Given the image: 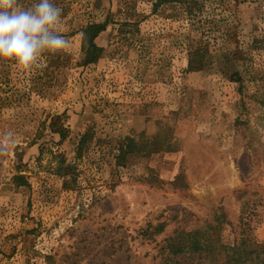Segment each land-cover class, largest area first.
Segmentation results:
<instances>
[{"label":"rangeland","instance_id":"obj_1","mask_svg":"<svg viewBox=\"0 0 264 264\" xmlns=\"http://www.w3.org/2000/svg\"><path fill=\"white\" fill-rule=\"evenodd\" d=\"M53 2L68 47L32 71L0 60V264L263 249L264 0ZM89 25L104 30L84 64Z\"/></svg>","mask_w":264,"mask_h":264},{"label":"clouds","instance_id":"obj_2","mask_svg":"<svg viewBox=\"0 0 264 264\" xmlns=\"http://www.w3.org/2000/svg\"><path fill=\"white\" fill-rule=\"evenodd\" d=\"M62 11L53 0H33L27 7L20 0H0V60L28 71L42 69L45 53L68 47L61 33ZM8 147L0 141V155Z\"/></svg>","mask_w":264,"mask_h":264},{"label":"trees","instance_id":"obj_3","mask_svg":"<svg viewBox=\"0 0 264 264\" xmlns=\"http://www.w3.org/2000/svg\"><path fill=\"white\" fill-rule=\"evenodd\" d=\"M104 30V26H96V25H89L85 29V36L83 38V63L84 64H89L95 62L99 56H100V51L101 49L98 48L95 43L94 39L95 37ZM52 128L54 129V124L52 123ZM55 131L61 132V136H64L62 133H64V129L62 128H55ZM93 133L91 130H87L83 135H81L77 145H76V152H77V157H80L82 153L84 152V144L90 138L89 136H92ZM65 162L62 160L59 162L57 169L55 170L57 172V175L64 178L66 177L67 174V169L68 166H64ZM64 167V168H62ZM15 180H17L18 185H23L24 180L23 177H15ZM196 251H199L200 253V258L198 259L199 263L204 264L206 260H208V255L210 254L211 250H206L205 246L203 244H200L198 241L195 242ZM242 247V244L239 246H233V248H229L227 250H233L238 251ZM208 249V246H207ZM180 251L182 252L183 249ZM243 252L244 250L241 249ZM237 256H231L228 257L229 260L226 262V264H230V262H233V264H264V248L261 249L260 251H254V252H249L246 253L244 252L243 255L237 253ZM236 255V254H235Z\"/></svg>","mask_w":264,"mask_h":264}]
</instances>
